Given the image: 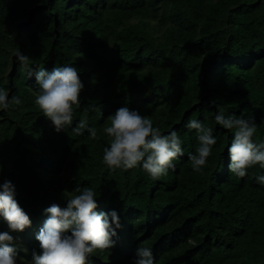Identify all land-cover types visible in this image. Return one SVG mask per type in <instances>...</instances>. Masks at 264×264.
<instances>
[{"label": "trees", "instance_id": "16d2710c", "mask_svg": "<svg viewBox=\"0 0 264 264\" xmlns=\"http://www.w3.org/2000/svg\"><path fill=\"white\" fill-rule=\"evenodd\" d=\"M16 49L30 58L32 76ZM66 64L84 84L71 127L86 119L95 140L86 130L56 132L35 105V72ZM0 88L22 101L0 110V184L11 181L31 220L10 232L18 254L40 251L44 209L91 188L96 211L115 210L121 227L89 264H131L137 247L150 248L155 264H264V186L256 181L264 169L232 174L234 130L214 119L221 108L254 118L253 139L264 140V0H0ZM121 106L178 132L184 155L174 170L153 181L140 167L102 163L103 129ZM192 119L216 138L201 173L188 159L198 147L185 127Z\"/></svg>", "mask_w": 264, "mask_h": 264}, {"label": "clouds", "instance_id": "9594fccd", "mask_svg": "<svg viewBox=\"0 0 264 264\" xmlns=\"http://www.w3.org/2000/svg\"><path fill=\"white\" fill-rule=\"evenodd\" d=\"M13 55L20 69L32 76L30 58L19 49L14 50ZM35 83V105L42 115L51 121L56 132L70 128L84 88L78 69L72 64L53 67L50 71L39 68L35 72ZM21 103L17 96L9 99L8 91L0 88V110L7 111L10 106ZM90 107L97 110L95 105ZM108 119L110 126L103 131L109 142L103 149L102 163L109 171L140 167L155 181L166 175L169 169L174 170V161L184 155L182 140L175 129L163 133L138 110L121 106ZM214 119L224 129L234 130L228 146L229 171L237 178H243L253 166L264 169V140L256 142L253 139L257 127L254 118L225 115L221 108ZM185 127L195 130L198 147L195 154H188V159L192 169L201 173L216 143L213 128L196 119L189 120ZM71 128L76 136L83 135L86 130L91 139L97 138L96 129L89 127L86 119H80ZM256 181L264 186V174L256 176ZM74 192L78 194L66 199V207L54 203L44 209L48 216L35 236L40 251L33 250L30 259L26 249L17 253L10 232H22L31 226V220L14 199L15 186L11 181L0 184V217L9 229L0 232V264H89L98 250L111 249L115 244L112 237L121 227L117 212L96 211L97 193L91 188H76ZM131 264H155L151 249L137 247Z\"/></svg>", "mask_w": 264, "mask_h": 264}, {"label": "rangeland", "instance_id": "374dc122", "mask_svg": "<svg viewBox=\"0 0 264 264\" xmlns=\"http://www.w3.org/2000/svg\"><path fill=\"white\" fill-rule=\"evenodd\" d=\"M161 31H156V34H160ZM67 171V170H66ZM64 171V172H66ZM106 256H108V253L105 254ZM17 264H26L25 262L24 263H17Z\"/></svg>", "mask_w": 264, "mask_h": 264}]
</instances>
